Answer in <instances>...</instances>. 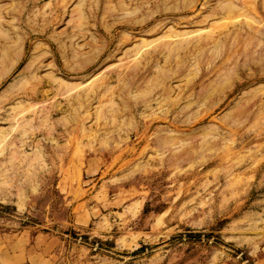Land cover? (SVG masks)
<instances>
[{
    "label": "rangeland",
    "instance_id": "374dc122",
    "mask_svg": "<svg viewBox=\"0 0 264 264\" xmlns=\"http://www.w3.org/2000/svg\"><path fill=\"white\" fill-rule=\"evenodd\" d=\"M0 264H264V0H0Z\"/></svg>",
    "mask_w": 264,
    "mask_h": 264
}]
</instances>
